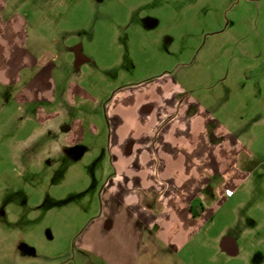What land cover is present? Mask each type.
<instances>
[{
	"label": "rangeland",
	"instance_id": "rangeland-1",
	"mask_svg": "<svg viewBox=\"0 0 264 264\" xmlns=\"http://www.w3.org/2000/svg\"><path fill=\"white\" fill-rule=\"evenodd\" d=\"M1 5V19L27 23L33 64L12 81L0 43V264H91L81 245L116 173L110 113L129 115L115 102L122 90L159 100L147 89L163 78L240 143L238 177L221 182L236 195L208 204L195 254L206 264H264V0ZM210 173L193 172L196 192ZM228 239L238 244L231 255L219 250Z\"/></svg>",
	"mask_w": 264,
	"mask_h": 264
},
{
	"label": "crops",
	"instance_id": "crops-1",
	"mask_svg": "<svg viewBox=\"0 0 264 264\" xmlns=\"http://www.w3.org/2000/svg\"><path fill=\"white\" fill-rule=\"evenodd\" d=\"M3 6L0 43L14 67L2 71L14 81L19 71L32 66L33 56L23 47L27 23L17 15L1 19ZM165 79L147 89H154L159 100H137L132 88L122 90L115 102L128 107L129 115L116 109L110 113L116 173L106 186L107 210L81 245L93 257L91 264H206L195 252L196 238L212 217L209 205L236 195L233 187L221 182L238 177V135L199 111L189 98L181 99L183 90ZM127 123L138 132L132 135ZM200 170L212 173L196 192L190 177ZM199 245L202 250L210 247ZM219 250L231 255L238 244L224 240Z\"/></svg>",
	"mask_w": 264,
	"mask_h": 264
},
{
	"label": "built area",
	"instance_id": "built-area-1",
	"mask_svg": "<svg viewBox=\"0 0 264 264\" xmlns=\"http://www.w3.org/2000/svg\"><path fill=\"white\" fill-rule=\"evenodd\" d=\"M229 195H232V192H229Z\"/></svg>",
	"mask_w": 264,
	"mask_h": 264
},
{
	"label": "flooded vegetation",
	"instance_id": "flooded-vegetation-1",
	"mask_svg": "<svg viewBox=\"0 0 264 264\" xmlns=\"http://www.w3.org/2000/svg\"><path fill=\"white\" fill-rule=\"evenodd\" d=\"M226 244H227V246H228L229 242H226Z\"/></svg>",
	"mask_w": 264,
	"mask_h": 264
}]
</instances>
